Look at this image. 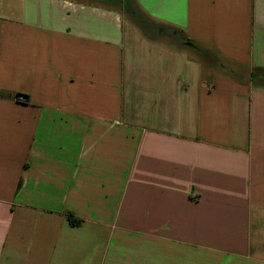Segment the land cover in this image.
<instances>
[{
	"label": "crops",
	"instance_id": "crops-1",
	"mask_svg": "<svg viewBox=\"0 0 264 264\" xmlns=\"http://www.w3.org/2000/svg\"><path fill=\"white\" fill-rule=\"evenodd\" d=\"M124 1L0 0V264H264V0Z\"/></svg>",
	"mask_w": 264,
	"mask_h": 264
},
{
	"label": "trees",
	"instance_id": "trees-1",
	"mask_svg": "<svg viewBox=\"0 0 264 264\" xmlns=\"http://www.w3.org/2000/svg\"><path fill=\"white\" fill-rule=\"evenodd\" d=\"M101 2H103L104 4H108V5H114V6H119V7H123L125 10H127L130 14L132 15H136L138 18L141 17L142 15L136 11L135 8L131 7V3L129 4L127 1L124 0H99ZM12 97H14L15 99H23V101L25 102H29V96L28 94L25 93H13L11 94ZM68 220L72 225H79L83 222V220L79 219V218H75L73 213L68 212Z\"/></svg>",
	"mask_w": 264,
	"mask_h": 264
}]
</instances>
